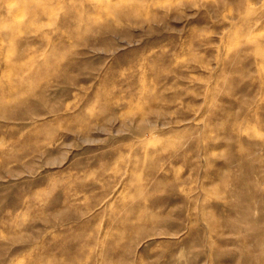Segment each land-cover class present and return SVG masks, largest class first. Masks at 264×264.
<instances>
[{"label":"rangeland","instance_id":"rangeland-1","mask_svg":"<svg viewBox=\"0 0 264 264\" xmlns=\"http://www.w3.org/2000/svg\"><path fill=\"white\" fill-rule=\"evenodd\" d=\"M258 45L264 0H0V264H264Z\"/></svg>","mask_w":264,"mask_h":264},{"label":"bare ground","instance_id":"bare-ground-1","mask_svg":"<svg viewBox=\"0 0 264 264\" xmlns=\"http://www.w3.org/2000/svg\"><path fill=\"white\" fill-rule=\"evenodd\" d=\"M131 4V3H128L127 6ZM106 5V9H107V13L108 14H114L116 16H120L122 15L124 18H131L132 17V13L135 12L138 8V11H141L142 13L146 10V6L144 5L143 7L142 6H136V9H129V7H118V6H112V5H109V4H105ZM125 6V5H124ZM132 7V6H131ZM37 10L39 11H43V12H47L49 14H55V9L54 8H46V7H36ZM146 19L148 20H153L154 17L152 15H149V14H146ZM92 18V17H91ZM90 18V19H91ZM86 20L83 22V29H81V31L79 33H75V35H80L82 36L84 33L86 32H90V31H93L94 28H96V26L99 24L98 22H100V20H98L97 17H94L92 18L91 20ZM73 22L75 20H72ZM105 22V21H104ZM100 25V24H99ZM104 32H108V31H111L112 30V26L110 24H108L106 22L105 26H104ZM247 43H251V40L247 39ZM253 51L256 52V54L258 55H262L264 57V45H258V46H255L253 48H251ZM58 62V61H57ZM56 61H48V60H35V63L37 64H45V65H49V64H55L57 63ZM58 64V63H57ZM77 64V62L75 63ZM182 76V75H181ZM20 87L24 86L23 84H20L19 85ZM19 86H16L14 87L15 90H16V95H20L19 91L20 90H17V88L20 89ZM31 90V89H30ZM176 93V91H175ZM154 96H158V98H161L162 95L161 93L155 95ZM146 111H142L141 113H145ZM148 112H157V108L154 107V106H151V108L148 109ZM1 114V112H0ZM184 120H186V118H184ZM161 125H165L164 122H161ZM133 164H134V168H138L142 165V163H145L146 160H145V157L143 158H138V157H135L133 159ZM142 167H144V169H147L149 171V174L147 176V178L145 179H141V178H133V177H130V175L128 176L127 178V182L126 184L124 185V189H127V190H130L131 187H134L135 188V193L129 191L128 194H126L127 196V199L128 201L126 203H124L126 206H127V210L129 212H127V217H126V221H125V227L130 230L134 229L138 224H141V223H145L147 220H153L152 216H153V213L151 214H148V215H145L143 213H141L142 210H145V209H148L147 206H144L143 205V201L148 197L149 198V195H151L152 191L158 189V188H161V186L165 185L167 182V179L165 177H156V171L152 172V169H153V166H148L146 163L142 165ZM158 170V169H157ZM134 195H137V196H141V200L135 202V203H131L129 202L130 199H132L134 197ZM136 197V196H135ZM129 204V205H128ZM131 210V211H130ZM138 214H134L139 212ZM150 217V218H149ZM115 237H119L120 234H118V232L116 233H113Z\"/></svg>","mask_w":264,"mask_h":264}]
</instances>
